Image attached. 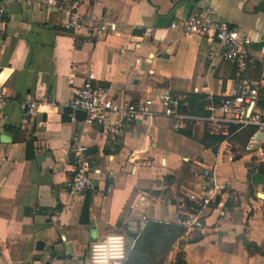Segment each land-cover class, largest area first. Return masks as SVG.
Listing matches in <instances>:
<instances>
[{"label":"crops","instance_id":"crops-1","mask_svg":"<svg viewBox=\"0 0 264 264\" xmlns=\"http://www.w3.org/2000/svg\"><path fill=\"white\" fill-rule=\"evenodd\" d=\"M0 3L7 10L0 34V264H88L91 243L107 235L122 233L132 245L147 221L179 224L180 215L195 213L186 205L205 185V169L223 189L199 209L166 264L180 250L185 264H264V179L256 170L264 164V134L250 142L248 127L210 135L195 119L140 114L112 136L68 107L72 89L90 71L94 85L140 112L146 99L169 94L175 113L207 116L242 81L257 88L259 105L264 0H80L85 29L77 33L63 29L64 12L47 0ZM192 14L227 21L251 39L243 72L209 58L204 36L170 28ZM103 22L118 33L94 36ZM30 99L38 104L32 117L20 110ZM75 139L91 161L92 189L80 196L68 191Z\"/></svg>","mask_w":264,"mask_h":264},{"label":"built area","instance_id":"built-area-1","mask_svg":"<svg viewBox=\"0 0 264 264\" xmlns=\"http://www.w3.org/2000/svg\"><path fill=\"white\" fill-rule=\"evenodd\" d=\"M80 0H47L48 6H58L64 12L61 26L64 30L73 33L81 32L85 29V22L80 12ZM207 14H213V10L206 9ZM6 7L0 3V34L6 25ZM170 28L179 29L184 36L201 35L209 42V58L221 57L224 61L233 64L237 70L243 72L247 66L250 56L251 39L242 37L239 31L231 26L227 21L210 19L200 14H192L186 17L174 19L170 23ZM106 32L117 34L115 24L105 22L97 24L92 33L94 36H102ZM144 37L149 36V32H143ZM215 45V46H214ZM75 74H70L68 82L74 83ZM94 73L88 72L81 85L72 89V96L68 102L71 110H82L85 112L84 124L90 127H97L105 134L117 136L121 134L123 124L126 120L133 121L140 114H163L173 117L177 122H184L195 119L206 125V131L210 135H230L229 126H237L238 129L254 127L255 133L250 137V142H256L257 132L264 134V101L258 105V91L251 83L242 81L233 87L219 103L210 106V114L203 117H193L185 114H177L169 105L172 97L165 94L161 99L144 101L143 110L140 112L134 103L118 104L109 94L105 86L93 84ZM5 101V94L0 91V120L1 108ZM20 110L28 115L35 116L38 112V104L35 100H26L20 104ZM121 117V118H120ZM71 122L76 121L74 112L69 115ZM180 123L174 125L179 128ZM85 134V130H82ZM227 147L230 146L226 142ZM70 152L73 155V170L69 183V194L72 196L84 195L92 189L90 179L91 161L86 153V147L80 139H75ZM262 153V152H261ZM205 185L199 194L191 193L189 199L197 202L201 207L210 204L217 192L223 189L221 183L213 179L210 170L203 172ZM199 208V209H200ZM199 211V210H198ZM198 211L180 215L178 222L186 228L196 225ZM144 219V218H143ZM143 226V224L141 225ZM126 260V238L122 233L107 235L100 241L91 243L89 247L88 264H125Z\"/></svg>","mask_w":264,"mask_h":264},{"label":"trees","instance_id":"trees-1","mask_svg":"<svg viewBox=\"0 0 264 264\" xmlns=\"http://www.w3.org/2000/svg\"><path fill=\"white\" fill-rule=\"evenodd\" d=\"M248 133L250 138L254 132V127ZM264 179V164L260 163L256 168ZM89 206L86 200L85 209ZM191 212H197L200 205L197 202L191 201L186 205ZM186 227L181 224L163 223L156 221H147L143 227L137 231V237L132 245H126V260L125 264H166L168 254L174 243L186 231ZM250 247L249 245H247ZM172 264H185L183 251L180 250L175 255Z\"/></svg>","mask_w":264,"mask_h":264},{"label":"water","instance_id":"water-1","mask_svg":"<svg viewBox=\"0 0 264 264\" xmlns=\"http://www.w3.org/2000/svg\"><path fill=\"white\" fill-rule=\"evenodd\" d=\"M76 115L83 117V119L85 118V112L82 110H77ZM262 136H263V133L258 132L255 136L256 141H260ZM260 196H262V195L260 194ZM129 235L134 238V237H136L137 234L133 232V233H130ZM40 245H42V242L38 241L37 246H40Z\"/></svg>","mask_w":264,"mask_h":264},{"label":"rangeland","instance_id":"rangeland-1","mask_svg":"<svg viewBox=\"0 0 264 264\" xmlns=\"http://www.w3.org/2000/svg\"><path fill=\"white\" fill-rule=\"evenodd\" d=\"M127 245H129L128 241H126Z\"/></svg>","mask_w":264,"mask_h":264}]
</instances>
